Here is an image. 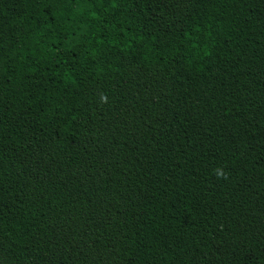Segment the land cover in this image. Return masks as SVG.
<instances>
[{
    "label": "trees",
    "instance_id": "obj_1",
    "mask_svg": "<svg viewBox=\"0 0 264 264\" xmlns=\"http://www.w3.org/2000/svg\"><path fill=\"white\" fill-rule=\"evenodd\" d=\"M0 264H264V0H0Z\"/></svg>",
    "mask_w": 264,
    "mask_h": 264
}]
</instances>
